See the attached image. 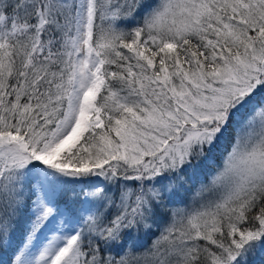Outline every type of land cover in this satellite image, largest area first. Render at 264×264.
Returning <instances> with one entry per match:
<instances>
[{"label": "snow or ice", "instance_id": "1", "mask_svg": "<svg viewBox=\"0 0 264 264\" xmlns=\"http://www.w3.org/2000/svg\"><path fill=\"white\" fill-rule=\"evenodd\" d=\"M0 264H264V0H0Z\"/></svg>", "mask_w": 264, "mask_h": 264}, {"label": "trees", "instance_id": "2", "mask_svg": "<svg viewBox=\"0 0 264 264\" xmlns=\"http://www.w3.org/2000/svg\"><path fill=\"white\" fill-rule=\"evenodd\" d=\"M150 242V241H149Z\"/></svg>", "mask_w": 264, "mask_h": 264}]
</instances>
